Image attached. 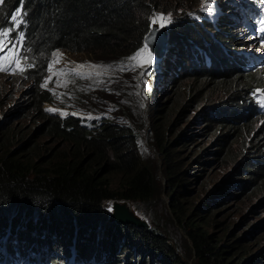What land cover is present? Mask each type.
<instances>
[{"label":"trees","instance_id":"16d2710c","mask_svg":"<svg viewBox=\"0 0 264 264\" xmlns=\"http://www.w3.org/2000/svg\"><path fill=\"white\" fill-rule=\"evenodd\" d=\"M223 1L224 18L204 25L213 30L212 36L196 23L188 30L187 41L195 43L190 66L179 69L174 58L161 85H156L155 78L141 88L145 100L151 90H159L158 98L143 110L146 104L136 84L138 69L128 77L122 74L137 60L131 59V53L143 48L147 18L155 11L175 16L168 44L177 39V50H181V26L194 22L186 19L184 11L195 0H175L173 5L163 0H0V26L14 23L10 20L14 11L25 22L20 27L26 39L19 43L16 55L24 57L22 65L31 64L28 78L19 75L23 86L8 112L39 123L26 133L14 130L7 117L0 120V264H143L152 259L160 264H264V240H244L251 233L224 239L225 229L219 236L210 235L202 229L207 220L186 215L188 204L182 197L186 186L198 177L187 178L197 170L191 165L202 163L201 149L195 148V134L179 131L171 140L168 135L175 107L186 118L189 112L197 116L201 107L196 120L207 129L215 146L212 154L224 162L238 160L228 182L223 181L219 200L226 197L243 203L254 196L264 205V125L254 129L249 116L250 93L258 87L260 76L250 69L243 73L240 58L231 55L239 32L230 21L242 25L243 18L228 15L234 3ZM253 8L246 5L245 11ZM56 48L100 52L108 64L119 68L117 75L105 77L115 81L111 94L93 88L90 95L98 107L107 103L109 112L81 117L51 114L42 107L54 104L50 88L42 85ZM124 59L129 62L122 66ZM157 67L158 63L148 69L147 80L160 72ZM168 90L175 94L172 101H166ZM8 93L13 96L10 89ZM34 134L60 143L40 154ZM12 140L21 143L12 148ZM185 147L187 156H179ZM154 157L160 164L162 184L155 178ZM188 159L187 168L178 173ZM108 176L116 178L115 186ZM162 185L166 190L163 208L168 212L162 219L174 234L150 214ZM213 189L215 194L220 187ZM216 198L207 194L208 205L216 203ZM117 199L138 203L148 225L109 221L107 206ZM214 214L212 225L216 224ZM174 224L182 228L181 234L175 232Z\"/></svg>","mask_w":264,"mask_h":264},{"label":"rangeland","instance_id":"374dc122","mask_svg":"<svg viewBox=\"0 0 264 264\" xmlns=\"http://www.w3.org/2000/svg\"><path fill=\"white\" fill-rule=\"evenodd\" d=\"M166 1L171 4L175 2V0H163L162 3L165 4ZM179 1L182 2L183 0ZM228 1L231 2L232 0ZM239 1L242 2L238 3ZM208 2L209 0H195L194 5L190 7L191 9H187L184 11L186 19L188 21L192 20L194 22L189 23V25L185 27L181 26V50H177V45L179 42L177 39H172V42L168 44V30H172L170 26H172L176 22L175 16L171 15L170 13L163 14L160 11H155L151 16H149V18H147L149 22L161 15L165 17H168L170 15L172 23L169 24L168 27L165 26L167 47L166 49H164L162 54L159 55V58L157 60H153L151 57L152 62L149 64L145 62L148 59L147 54H142L137 58L135 62L131 63L127 72H123L122 74V76L128 77L129 74H132L133 70L138 69V73L136 75V84L138 85V95L141 101L146 104L144 105L143 110L146 106L148 107V104L152 103L155 98H158L157 92L159 90L157 89L154 92L153 90H151L152 92L146 97L147 100H145V95L141 92L142 87L146 88L147 85L151 83L155 78L156 85H161V79L167 76L170 72V62H172L174 58L176 59V66L179 69H181V67L188 68L190 66L189 62L193 58V54L195 52V43L191 44L187 41V32L191 28V26L196 23L200 27V30H206V32L212 36L213 30L205 29L204 25L215 24V22H217V19L224 18L222 13L225 11L223 7L226 3L223 4V0H214V5L217 8L216 14L213 16H208L206 12L202 11V9L207 6ZM233 2H236L235 4H243V2L253 3L254 5H256V14L259 13L261 15L260 23L251 24L248 26V30L243 29L242 31L244 33L242 36H244V38H246L248 42L240 43L235 47L241 48L239 53L248 52L252 55L260 54L264 57V20H262V17H264V0H233ZM166 4L168 8H171L170 4ZM238 9L247 21H253V19L250 18L248 14L246 15V13L242 11L241 5H238ZM170 11L171 10L169 9L168 12ZM179 11L181 10H177L176 12ZM231 11L234 13L237 12L236 9ZM239 11L237 13H239ZM196 17H199V19H197ZM232 29L235 28L232 27ZM257 37H259V39ZM141 46L143 45L141 44ZM169 47H171L170 50ZM140 50L141 47L132 52V57ZM167 58H169V60H166ZM122 62L124 63V65L122 66H125L129 62V60L126 61V59H124ZM156 63H158L157 72H160L155 73L151 80H147L146 74L148 69H150V67ZM253 66H261V68L252 70L256 71L258 76H260V79L258 87H255L253 92L250 93V96L252 98V101L250 103L252 106L250 108L252 109V112L249 114V116L253 128L257 129L259 126L264 125V103H262L264 102V60L257 61ZM50 68L52 69V71L48 72V75L44 80V85L45 81H47L46 86L50 88V91L53 94L54 104L44 103L42 107L46 111L50 112L51 114L60 115H65L66 113H70L72 111L74 115L81 117L98 116L100 113L96 111L109 112L110 108L107 103H104L102 104V106L98 107L94 105L95 99L92 100L90 97V95H93L96 90L93 88H98L100 89V91L101 89H103V94H111L112 92L109 91V88L115 81L108 82L105 77L115 76L119 71L118 67L110 65L106 62L102 53L95 52L94 54H86L73 53L65 50H56L52 52L49 69ZM243 73H247V71ZM212 74L215 75L218 73L212 72ZM22 86L23 84H21V81H19V75H9L8 73L0 72V120H2L4 117H7L8 124H10L11 127H14V130L23 129L26 133L33 132L36 126L39 125L38 122L32 123L26 116L20 117L13 114V112H8L10 109L9 107L12 105V103L19 99V90L22 88ZM91 88L93 90L88 93ZM9 89L13 91L12 97H9ZM174 95V92L172 93L171 90H168V93L165 97L166 101H172V99H174ZM149 107L151 109L152 104H150ZM77 110H84V112L81 113ZM202 111L203 110H201L200 107L197 111V116L196 114H192V112H189L187 113L186 118L183 115H179L181 114V112H179V107H175V109L173 110L175 114L172 113V115H170L167 125V127L172 125L171 131L168 133L170 140L176 134V132L179 131H184L183 134L188 136L195 134L193 136V139H195L194 142H196L195 148L201 149L199 153L200 155H202V163L199 161V163L191 165L195 166L197 170L193 172L194 175H192L191 173L187 176V178L189 179H195L196 174H198V177L186 186V194L182 197V201H186L188 204L185 213L190 217L196 216L197 219L204 221L207 220L208 223L204 224V226H202V229L206 230L210 235L219 236L225 229V236L223 237L224 239H227V237L231 235L240 236L242 234L251 233L252 235L244 240L253 242L255 240L254 238L257 237L260 242L261 240H264V205L259 202V198L253 196L243 203L236 202L234 198L222 197L219 200V197L223 196L222 193L224 190L221 192V187L225 185L223 181L228 182L230 176L234 172V167L237 164L238 160L233 163L224 162L220 158H216V156L212 154L213 148L215 146L212 143L211 139L206 135L207 129L202 125V123L199 122L200 119L196 120V118H199V113ZM111 115L112 113L110 112V116ZM113 115L116 114L113 113ZM33 138L36 139V142L38 143L40 154L45 153V150H43L45 147L57 146L60 143L59 141H51L49 137L40 136L38 134H34ZM176 142L177 144H179L180 141L176 140ZM194 142H192L191 144H193ZM20 143L21 141L12 140V148L18 147ZM191 144H188V146H190ZM60 148L61 146L58 149ZM186 152L187 148L185 147L182 150V153H178V155H184L185 157L187 156ZM151 153L152 152L150 149L149 154ZM40 156L41 155H34L33 157L37 158ZM36 160L37 159H35V161ZM154 163L156 164L155 178L159 184H162L164 178L162 176L160 164L156 157H154ZM188 163L189 159L185 164L180 165L177 168L179 169L178 173L186 169V165ZM108 179H110V183L112 186L116 185V178H114L113 176H108ZM215 186H219L220 189L217 190L215 194H212V191L214 190L213 188ZM162 187V190L156 195V199L152 200V204L150 206V214L154 215V219L158 222H161L169 233L174 234L173 227L171 225H167L164 219H162L165 214H168L166 209L163 208V197H165L166 190L164 188V185H162ZM209 193L211 197H217L216 203H213L212 205H208L206 200L207 194ZM111 202L112 201H110V204ZM109 205L107 206L108 209ZM130 206L140 218H143V213H141L138 209V206H140L138 205V203L130 202ZM211 212L215 213V220H213L214 222H216V224L214 225H212ZM241 219H243L244 221L241 222ZM174 225L176 227L175 232L178 231V233L181 234L182 228L177 227L176 224ZM126 251L130 250L126 249ZM131 255L132 253H130V256ZM154 261L156 260H146L143 264H160L159 261ZM22 264H26V262L23 261Z\"/></svg>","mask_w":264,"mask_h":264},{"label":"snow or ice","instance_id":"6c2138e0","mask_svg":"<svg viewBox=\"0 0 264 264\" xmlns=\"http://www.w3.org/2000/svg\"><path fill=\"white\" fill-rule=\"evenodd\" d=\"M202 11L206 12L208 16H213L216 14L217 8L214 5V0H209L207 6L202 9ZM20 16L19 11H14L13 15L10 17V20L14 23L9 24L7 26H0V72L8 73L9 75H22L24 78H28L26 75V70L31 68L30 63L23 64L21 61L24 59L23 56H17L16 51L20 42L25 41L26 39V31L21 29V24L25 23L22 19H18ZM199 19V17H196ZM264 20V17H262ZM153 24H159L160 28H164L166 25L172 23L171 16L165 17L163 15L156 17L152 20ZM25 24V28H26ZM158 29H153L149 38L155 37ZM13 33H15L13 35ZM259 39V37H257ZM149 45L145 44L144 47L138 51L131 59L136 60L142 54H147L148 59L145 61L146 63H151V53L148 51ZM58 62V61H56ZM51 72L52 69L50 68ZM55 74V73H53ZM47 81H45L46 86ZM264 103V102H262ZM51 111V110H50ZM112 209L109 208V211Z\"/></svg>","mask_w":264,"mask_h":264},{"label":"water","instance_id":"95a60500","mask_svg":"<svg viewBox=\"0 0 264 264\" xmlns=\"http://www.w3.org/2000/svg\"><path fill=\"white\" fill-rule=\"evenodd\" d=\"M158 29L156 36L149 38L153 29ZM149 45L148 51L151 53V57L153 60H157L159 55L162 54L164 49L167 47L166 41V28H160L159 24H153L152 21L148 23V29L142 37V45ZM108 209V219L109 221H114L116 223L122 224H132L137 227H145L148 225L147 220L145 218H140L134 210L130 206V201L117 199L113 200L109 205Z\"/></svg>","mask_w":264,"mask_h":264},{"label":"clouds","instance_id":"9594fccd","mask_svg":"<svg viewBox=\"0 0 264 264\" xmlns=\"http://www.w3.org/2000/svg\"><path fill=\"white\" fill-rule=\"evenodd\" d=\"M228 1V0H227ZM231 2H233V0L231 1ZM231 2H227V3H231ZM234 3V2H233ZM236 3V2H235ZM234 3V9H236L237 10V12H238V9H237V7L235 6V5H237V4H235ZM238 3H240V2H238ZM242 5H244V6H246V5H251V6H253L254 8L251 10V11H247V12H245L246 13V15L248 14L249 16H250V18H252L253 19V21H247L244 17H243V14H240V13H237V12H232L231 10H229L228 11V13H233V15H241V17L243 18V23H242V25H240L239 23H234V21L232 22V21H230L231 23H233L232 24V27L233 28H236L237 30H238V32L239 33H241V34H238L237 36H239V39H237V44H234V45H232L231 47H230V52H231V55L233 56V57H238V58H240L239 60H240V65L243 67V72H245V71H247L248 69H250V71H252V70H255V69H258V68H261V66H257V67H254L253 65L257 62V61H260V60H264V57L262 56V55H252L251 53H248V52H244V53H239V51H240V49L241 48H236L235 46H237V45H239L240 43H247L248 42V40L246 39V38H244V36H242L244 33L242 32L243 31V29H246V30H248L249 28H248V26L249 25H251V24H254V23H260L261 22V15L258 13V14H256V5H254L253 3H250V2H247V3H244L243 2V4ZM225 6V5H224ZM223 9H224V7H223ZM226 11V10H225ZM224 11V12H225ZM223 12V13H224ZM222 13V14H223ZM227 13V14H228ZM230 14H228V15H230ZM229 19H231L230 17H228ZM234 25H235V27H234ZM56 50H61V49H55V50H53V51H56ZM52 51V52H53ZM52 52H51V54H50V61H51V55H52ZM221 67V66H220ZM213 71H215V69H213ZM219 72L220 73H222L223 72V70H219ZM19 81H20V79H19Z\"/></svg>","mask_w":264,"mask_h":264},{"label":"bare ground","instance_id":"6f19581e","mask_svg":"<svg viewBox=\"0 0 264 264\" xmlns=\"http://www.w3.org/2000/svg\"><path fill=\"white\" fill-rule=\"evenodd\" d=\"M166 27H168V25H166ZM168 50V49H167ZM248 99V98H247Z\"/></svg>","mask_w":264,"mask_h":264}]
</instances>
